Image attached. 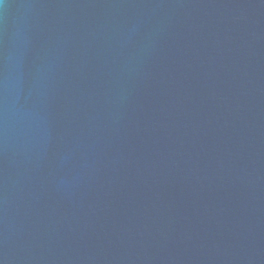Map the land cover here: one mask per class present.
I'll list each match as a JSON object with an SVG mask.
<instances>
[{"label":"water","instance_id":"95a60500","mask_svg":"<svg viewBox=\"0 0 264 264\" xmlns=\"http://www.w3.org/2000/svg\"><path fill=\"white\" fill-rule=\"evenodd\" d=\"M0 264H264V0H0Z\"/></svg>","mask_w":264,"mask_h":264}]
</instances>
